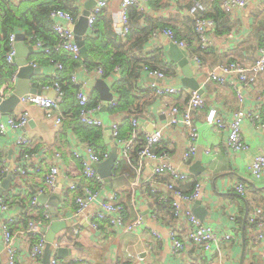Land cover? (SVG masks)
I'll return each instance as SVG.
<instances>
[{
	"label": "built area",
	"instance_id": "built-area-1",
	"mask_svg": "<svg viewBox=\"0 0 264 264\" xmlns=\"http://www.w3.org/2000/svg\"><path fill=\"white\" fill-rule=\"evenodd\" d=\"M18 2V0H7ZM27 1V0H23ZM223 12L232 14L236 9H240L248 4H255L258 0H218ZM134 6L138 11H146L148 8L147 0H120L118 12L115 15L114 24L116 33L125 41L129 33V21L127 9ZM109 8V0H96L94 6L90 9L87 16L88 33L94 32V23L100 14H105ZM201 1L195 2L188 8V14L193 20L196 46L207 48L212 45L210 34L214 33L215 24L211 19L203 18L199 12L204 10ZM50 18L53 20V31L57 40L47 45L41 38L25 36V39L32 42L34 48L43 58L53 66V72L50 76V87L55 91L53 96L46 93H25L18 97V112L4 114L0 111V135L7 136L9 130L23 129L28 124L30 113L29 105L38 106L44 110L60 109L64 102V91L62 88L61 72L65 65L57 54H65L75 61L82 58L80 47L74 39L72 29L76 16L70 12L55 9L50 12ZM164 35L169 42L176 44L186 52L190 46L189 42L183 39H176L174 31L170 28L156 29L150 35V41L157 40ZM16 34L11 33L8 37V49L4 54L5 62L10 66H15V39ZM152 39V40H151ZM152 44V43H151ZM161 48L153 46L152 48ZM192 66L201 70L204 65L197 54L190 56ZM34 67L36 64L31 63ZM84 78H105L102 66L88 68L85 65L80 66ZM145 75L156 80L164 81L169 78L161 70H148L143 68ZM122 68L119 64L114 65L111 71L112 86L119 82V75ZM264 74V49H260L256 61L247 66L238 61H230L219 64L209 71L207 80H215L220 84L229 85L235 92L236 99L240 103H244L248 92L252 85L256 84L258 78ZM118 79V80H117ZM17 80V70H14L10 85L3 87L1 83L0 71V96L3 98L10 95ZM69 82L76 86L74 93V106L76 109L75 121L79 127L85 129H94L100 132L106 125L100 113L103 101L97 103L92 102V97L85 89V81L78 78L76 73H71ZM48 88V86H46ZM45 88V89H47ZM112 88V87H111ZM112 91V89H111ZM144 93H148L152 97L159 98L162 106L159 108V116L163 118L161 124L151 131H146L141 122L142 115L145 114L143 109ZM112 98L107 102L104 112L111 113L119 104L118 95L112 91ZM131 94L141 99L132 107L124 111V119L129 125L123 129L122 122L112 120L109 124L112 143L117 149L116 165L119 160H126L129 168L133 171V179L129 184V201L134 210V217L128 219L126 207L119 200L117 191L114 189H106L104 178H102L95 165L101 163L110 154V148L104 151H96L93 143L84 141L81 147H72L71 154L77 162L79 171L77 174L66 172L64 174L65 186L64 193H72L74 201V215L83 217L87 227L92 231H98L102 224L110 227L118 234L134 233L138 228L146 226L144 216L138 210L137 187L147 186L152 194L155 195L156 207L151 212L150 217L158 220V209L170 206L172 211V221L167 228V238L170 243V249L173 254H177L184 250L188 245H194L204 249L205 251H218L222 244L231 240V232H219L209 224H204L192 211L193 203L198 200L202 193V181L194 178L188 171L181 169L172 162L171 149L175 144V140L170 143L162 144L168 128H179L186 136L187 144L182 153V161L188 163L197 152V141L199 138V130L194 123V113L205 107V100L198 90L187 89L181 85L158 84L152 82L144 84L138 81V85L132 84ZM178 96L175 102H170L168 97ZM258 104L251 108H239L232 117L225 121L217 114L215 108H210L205 117V123L217 129L226 130V147L231 155L240 154L248 149L244 141L242 133V122L245 119L250 120L257 129L264 130V94L256 95ZM14 110V112L16 111ZM61 116L55 119L56 124H60ZM125 130V131H124ZM104 133V132H103ZM14 145L18 148L16 160L13 162L12 175L16 185L21 187L20 191L14 189L9 195H0V264H17L18 254V234L25 237L31 243L27 250L28 257L31 260H37L43 256L44 249L47 245V230L52 223V216L47 204H41L38 201V194L43 191L53 192L57 187L58 176L61 174L63 167L62 155L57 152L54 154L52 163L43 172L41 167L36 165L33 160L32 153L34 142L23 131L17 133ZM162 144V145H161ZM156 148H162L156 151ZM219 150L218 147H206L205 153L214 155ZM151 164L149 170L147 165ZM8 163L4 156L0 157V186L3 176L8 170ZM30 170L36 173H42V187H39L35 193H32L29 200V212L22 210L19 206V200L28 194L26 189V177ZM249 174L260 179L264 176V152H260L254 156L248 165ZM189 182L193 184L192 190L184 194L181 184ZM234 190L240 196L245 194V184L236 181L233 185ZM28 207V201H26ZM162 206V207H161ZM28 216V219H26ZM70 218H60L66 222ZM27 220L24 225V221ZM247 223L258 230L254 237V242L264 239V208L255 207L247 215ZM16 228V229H15ZM63 229H68L63 228ZM60 231V230H59ZM58 231V232H59ZM80 227L73 229V238L75 239ZM57 232V233H58ZM54 236L50 243L51 257L49 264H58L57 251L63 248V240L67 233ZM150 234L155 238H161V233L151 229ZM74 262L82 261L80 256L73 258Z\"/></svg>",
	"mask_w": 264,
	"mask_h": 264
},
{
	"label": "crops",
	"instance_id": "crops-1",
	"mask_svg": "<svg viewBox=\"0 0 264 264\" xmlns=\"http://www.w3.org/2000/svg\"><path fill=\"white\" fill-rule=\"evenodd\" d=\"M61 1L64 2V0ZM87 1L71 0L78 10L75 23L81 11L85 8ZM167 1L168 6L166 8L154 11L148 6L145 12L158 18L169 20V25L179 32L182 39L187 36L193 38L194 24L188 14V7L192 0ZM119 2L120 0H109V8L104 14L107 19H101L98 24L99 29L116 32L118 24H114V20L118 12ZM226 16L230 25L228 32L210 34L212 45L207 48L196 50L198 48L193 44L186 49L187 59L191 66L190 56L192 53L197 54L204 65L201 70L192 66L194 78L199 84L200 93L205 100V107L197 110L193 118L199 130L197 152L188 163L182 161V153L187 144V139L179 128H168L162 144L167 145L172 139L175 140V144L171 149L172 162L181 169L188 171L194 178H200L202 181V193L198 200L203 208L201 211L204 212L203 219L196 217L204 224H209L217 231L219 230V232H231V240L222 244L219 252L205 251L200 247L188 245L181 252L173 254L166 234L173 218L171 208L170 210L168 209L169 206L157 208L158 220H153L150 214L156 207V200L155 195L150 192L147 186L137 187L136 194L138 210L144 216L146 226L140 227L130 234H118L105 224H102L98 231L90 230L83 217L74 215L73 194H65L63 191L65 186L64 174L66 172L77 174L79 171L77 162L71 154L72 147H81L85 141L75 121L74 100L72 101L67 94L58 110H44L38 106L29 105L30 119L28 124L23 129L9 130L7 136L0 135V155L4 156L8 166L14 164L13 162H15L16 153L18 152V148L13 143L14 138L17 133L23 131L34 142L32 149L33 160L36 165L41 167V172L49 168L55 153L59 152L62 155L63 167H61L62 170L58 176L56 187V189L60 190L61 202L56 210L60 218L69 217L70 219L67 221L69 224L68 229H60L57 233V235L67 233L63 240V248H66L67 251L62 258H59L58 264H264V239L254 242V237L258 230L247 223V215L252 209L255 207L264 208V176L260 179H255L248 172V165L254 156L264 152V130L257 129L250 120L245 119L242 122V133L248 149L240 154L231 155L226 147V130L217 129L205 123V117L210 108H215L217 114L225 121H228L237 109L256 106L258 104L256 95L264 94V74L258 78L256 84L252 85L244 103L237 101L235 92L229 85L220 84L215 80H207L209 71L219 64L238 61L243 65L249 66L256 61L259 50L264 49V0H258L255 4H248L236 9L232 14H226ZM12 32L16 34L24 33L25 31L17 27ZM23 45H32L33 50L29 54L28 50L26 51V59L29 63H34L36 67L41 69L39 75L30 79L31 87L53 96L55 91L50 87V76L53 72V66L42 55H39L32 42L24 40ZM168 45V39L161 35L157 40L152 42L149 40L145 46V51L152 50L149 48L153 46H159L164 50L166 60L172 61L167 55ZM24 48L26 49V47ZM131 54H138V51L133 50ZM106 57L107 53L104 51L91 53V59L94 62L103 63ZM172 62L175 65L173 66L175 73L169 75L168 79L161 81L144 75L142 76V83L145 85L152 82L178 85L176 84V78L182 77L184 72L176 62ZM6 64L2 63L0 67L3 87L7 84L10 85L14 70H18L16 65L10 68ZM65 64H67V75L76 73L79 79L85 81L86 91L93 97L96 96V99L101 100L97 89L88 84V81L92 78L83 77V72L80 68L81 64L71 65L69 62ZM17 81L18 77L16 84ZM144 95L146 96L143 97L142 106L143 109L145 108V114L142 115L141 122L146 131H151L154 128L152 123L158 127L163 120L161 115L159 116V108L162 106V101L148 93H144ZM177 98L178 96L168 97L170 102H175ZM140 99L138 96L125 95L119 100L120 106H117L114 111L111 113L102 111L100 115L106 126L101 131L104 133L107 129L110 131L108 126L112 120L122 122L124 111L134 106ZM16 108L17 105L15 106ZM14 110L11 113L18 112L17 109L15 112ZM58 116L62 117L60 124L55 123V119ZM128 126L127 122H122L123 129ZM103 132H101L102 136ZM103 137L102 140L105 143ZM105 145L110 150L113 146L106 143ZM206 147H218L219 150L212 155L204 152ZM196 163H198L196 167L200 168L197 175L191 171L192 166ZM128 167L127 162L123 161L119 169L114 170L113 168L110 181L107 182L104 179V182L106 189L117 191L119 200L126 207L128 219H132L134 210L129 201V184L133 179V171ZM150 167L151 164L149 163L147 170ZM41 174L33 170L28 172L25 184L28 194L22 198L23 200H19L18 204L23 207L22 210L27 209L29 212V200L32 193L42 187ZM238 180L245 184L246 189L243 196L238 195L233 187ZM11 182L9 192L4 195H9L14 189L17 191L22 189L16 185L13 176H11ZM181 187L188 190L190 185L187 182H183ZM52 193L54 191H43L38 194V201L40 196L47 195L50 197ZM26 201H28V207ZM46 204L48 205V203ZM51 216L53 220L52 213ZM76 227H80L81 231L74 239L72 234L73 229ZM151 229L161 233L162 237L159 239L153 237L150 234ZM29 243L31 241L18 234L17 264H43L42 257L37 260H31L28 257ZM1 245L0 239V249ZM75 256H80L82 261L74 262L73 258Z\"/></svg>",
	"mask_w": 264,
	"mask_h": 264
},
{
	"label": "trees",
	"instance_id": "trees-1",
	"mask_svg": "<svg viewBox=\"0 0 264 264\" xmlns=\"http://www.w3.org/2000/svg\"><path fill=\"white\" fill-rule=\"evenodd\" d=\"M201 1L204 5V10L199 12V15L203 18L211 19L214 24V33L221 34L228 32L230 29L229 20L226 14L223 12L219 5L218 0H192L191 5L195 2ZM148 6L152 10H160L168 6L167 0H147ZM188 7V8H189ZM55 9H61L70 12L76 16L78 14L77 7L71 2V0H27L18 1L16 3L7 0H0V67L4 61V54L8 49V37L12 31L20 27L25 31V36L35 35L41 38L47 45L53 44L57 38L53 31V20L50 18V12ZM127 16L129 21V33L125 41H122L121 37L113 30L103 31L98 28V24L101 19H107L104 14H100L94 23V32L86 34L84 37V43L88 55L86 58H81L80 61H75L65 54H57V57L64 62L65 68L61 72V84L64 91V97L70 96V99L74 100V93L77 89L69 82V76L67 75V64L71 65L81 64L88 68H95L96 66H102L104 69V77L111 79V71L114 65L119 64L122 68V73L119 75V82L112 86V91L118 95V100L125 95L131 94L132 84L138 85V81H142V76L145 75L143 70L146 67L148 70H161L166 75H172L173 62L166 60L165 52L162 48H152V50L145 51V46L150 40L151 33L156 29L170 28L174 31L176 39H182L179 32L169 25V20L158 18L153 14H149L145 11H138L134 6H129L127 9ZM193 38L187 36L185 41L193 45L196 41L195 32L193 28ZM26 40V39H25ZM196 50H202L200 46H196ZM133 50H137L138 54H131ZM106 52L107 57L102 62H94L91 59V53ZM39 55H41L39 53ZM201 59V58H200ZM44 60V59H43ZM45 61V60H44ZM7 66H10L6 64ZM13 66H10L12 68ZM1 70V68H0ZM141 78V79H140ZM117 79V80H118ZM92 102L97 103L96 96L90 94ZM117 106H120L119 104ZM76 110V109H75ZM79 131L82 132L85 141H90L96 151H104L108 147L104 141L100 139V132L94 129H85L79 127ZM125 131V130H124ZM162 148H156V151H160ZM2 155H0L1 157ZM126 160H119L116 169H119L121 164ZM129 168V167H128ZM130 169V168H129ZM189 183V182H187ZM190 188L188 190L183 188L184 194L189 193L192 190L193 184L189 183ZM10 190V189H9ZM5 191L3 194L9 192ZM165 206V205H162ZM161 206V207H162ZM170 210V206L168 207ZM28 219V216L27 218ZM27 220L23 223L26 224ZM60 259L58 258V261Z\"/></svg>",
	"mask_w": 264,
	"mask_h": 264
},
{
	"label": "water",
	"instance_id": "water-1",
	"mask_svg": "<svg viewBox=\"0 0 264 264\" xmlns=\"http://www.w3.org/2000/svg\"><path fill=\"white\" fill-rule=\"evenodd\" d=\"M96 0H88L85 3V8L81 11L77 22L72 26L74 32V39L76 43L80 47V52L83 58L87 56V50L84 43V37L88 33V23H87V16L89 14L90 9L94 6ZM16 43H15V57L14 63L17 70V77L18 81L13 90V92L8 95L7 97L3 98L0 96V111L4 114L11 113L15 106L18 103V97L25 93H39L40 91L34 87H31L30 79L36 75L41 73V69L39 67H34L31 63H29L26 59V51L28 50V54L33 50L32 45L24 46L23 41L25 40L24 33H16L15 36ZM26 47V49L24 48ZM167 55L169 58L176 62L182 69H183V76L176 78V84L181 85L185 88H189L191 90H198L201 92L199 84L197 83L196 79L194 78L192 66L189 60L187 59L186 52L183 48L178 47L176 44L169 42ZM88 84L99 92L100 99L103 101L101 111L106 110L107 102L112 98L113 94L111 91L112 84L109 79H102V78H92L88 81ZM103 139L105 140L106 144L112 143V136L110 131L107 129L105 133H103ZM117 159V149L113 145L110 150L109 156L103 160L101 163L96 164L95 168L98 174L104 178L107 182L110 181L111 176L113 174V168L115 161ZM198 163L192 166V170L195 175L199 173L200 168L196 167ZM204 169V168H202ZM13 166L12 164L8 167V170L5 172L3 176V181L0 186V195H2L5 191L9 190L11 187V175H12ZM39 201L42 204L48 203L50 212L53 215V221L49 225L47 230V245L44 249L43 256H42V263L49 264V260L51 257V247L50 243L53 241L55 234L63 228L69 227V224L65 220H60L57 212V206L61 202L60 197V190L57 188L54 190V193L51 196L43 195L39 197ZM203 208L200 206V201L196 200L194 203V207L192 209L193 213L203 219V213L201 212ZM66 248H59L57 251V257L62 258L64 253L66 252Z\"/></svg>",
	"mask_w": 264,
	"mask_h": 264
},
{
	"label": "rangeland",
	"instance_id": "rangeland-1",
	"mask_svg": "<svg viewBox=\"0 0 264 264\" xmlns=\"http://www.w3.org/2000/svg\"><path fill=\"white\" fill-rule=\"evenodd\" d=\"M17 109H18V107H17Z\"/></svg>",
	"mask_w": 264,
	"mask_h": 264
}]
</instances>
